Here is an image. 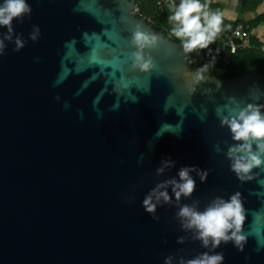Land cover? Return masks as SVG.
I'll return each mask as SVG.
<instances>
[{
    "label": "water",
    "instance_id": "obj_1",
    "mask_svg": "<svg viewBox=\"0 0 264 264\" xmlns=\"http://www.w3.org/2000/svg\"><path fill=\"white\" fill-rule=\"evenodd\" d=\"M26 3L11 32L0 25V264H181L203 253L264 264V164L240 179L227 156L240 142L221 126L249 105L264 115V73L190 70L182 43L137 16L133 0ZM137 25L158 41L145 71L129 59ZM184 167L206 178L190 172L194 191L177 200L167 182ZM236 194L242 250L204 247L180 209Z\"/></svg>",
    "mask_w": 264,
    "mask_h": 264
},
{
    "label": "clouds",
    "instance_id": "obj_2",
    "mask_svg": "<svg viewBox=\"0 0 264 264\" xmlns=\"http://www.w3.org/2000/svg\"><path fill=\"white\" fill-rule=\"evenodd\" d=\"M209 2L210 0L204 3L201 0H180L177 5L175 0H172L170 4L172 14L169 16V21L175 25L171 29V35L182 42L186 53L197 49H207L222 31L223 14L219 11H211ZM30 13L31 8L26 0H4V4L0 6V25L8 26L11 32L12 20L22 18L25 14L30 15ZM39 34V27L34 25L30 36L33 42L38 39ZM157 42L155 35L144 32L140 25L136 26L130 40L131 46L135 49L129 57L133 70L145 71L153 66V59L145 54V49L154 48ZM16 44L17 51L24 46L20 39H17ZM2 48L3 44L0 42V49ZM224 125L229 127L233 140L240 142L229 148L227 156L232 161V171L243 179V174L264 164V159L261 158L264 156V115H261L260 106L249 105L239 111L236 116H223L221 126ZM254 143L255 151L253 150ZM158 171H163V169ZM190 172H196L201 181L206 178V173H201L195 167L181 168L178 173L180 182L176 180L167 182L174 186L173 192L177 200L181 195L189 196L194 191L195 180L190 176ZM158 187H164V185L161 184ZM153 195H157L155 190L143 202L145 209L150 213L155 210V205L152 203ZM160 197H163L165 201L169 199L167 192H160L157 199ZM178 215L186 219V228L196 229L197 238L202 241L204 247L209 246V240L213 248L218 247L221 242L227 243L232 240L235 246L242 250L245 237L238 233L243 225L244 215L239 194L233 195L228 201L217 198L203 212L184 206ZM222 262V253L212 255L203 253L186 262L182 260L181 264H222Z\"/></svg>",
    "mask_w": 264,
    "mask_h": 264
},
{
    "label": "trees",
    "instance_id": "obj_3",
    "mask_svg": "<svg viewBox=\"0 0 264 264\" xmlns=\"http://www.w3.org/2000/svg\"><path fill=\"white\" fill-rule=\"evenodd\" d=\"M133 1L138 9L137 16L144 18L153 28L181 42L171 35V29L175 25L169 21V16L172 14L170 3H166L163 10L160 11L156 4L157 0ZM179 2L180 0H175L177 5ZM201 2L204 3L206 0H201ZM238 7L241 12H257L260 7H262V10L257 12L252 19L242 20L240 18L229 17L225 12L223 4L220 2L213 0L209 2V9L211 11H219L223 14L222 31L216 38H227L235 25L243 22L249 26L248 30L251 32L248 46L230 52L227 48L222 49L221 44L214 41L207 49H197L188 53L189 58L187 61L190 70L215 77H232L251 71H261L264 73V52L258 48L262 45V41L252 35V30L264 23V0H238ZM223 58H226V61H223ZM208 66L210 67L205 73L203 69Z\"/></svg>",
    "mask_w": 264,
    "mask_h": 264
},
{
    "label": "built area",
    "instance_id": "obj_4",
    "mask_svg": "<svg viewBox=\"0 0 264 264\" xmlns=\"http://www.w3.org/2000/svg\"><path fill=\"white\" fill-rule=\"evenodd\" d=\"M172 0H157V7L160 11L163 10L166 3L171 4ZM249 26L246 23L239 22L235 25L234 29L232 30L231 34L223 39V38H216L215 41L221 44L222 49H229L230 52L236 51L238 48H244L248 46V39L250 37V31L248 30ZM261 51L264 52V41L262 42V45L258 47ZM223 61H226V58L222 59ZM210 66L205 67L203 71L206 73V71L209 69Z\"/></svg>",
    "mask_w": 264,
    "mask_h": 264
},
{
    "label": "crops",
    "instance_id": "obj_5",
    "mask_svg": "<svg viewBox=\"0 0 264 264\" xmlns=\"http://www.w3.org/2000/svg\"><path fill=\"white\" fill-rule=\"evenodd\" d=\"M213 1H217L223 4L225 12L231 18H240L242 20H250L253 18L249 16V12H241V10L238 7V0H213ZM252 35L255 36L253 33ZM258 39L263 42V40H261L260 38Z\"/></svg>",
    "mask_w": 264,
    "mask_h": 264
},
{
    "label": "rangeland",
    "instance_id": "obj_6",
    "mask_svg": "<svg viewBox=\"0 0 264 264\" xmlns=\"http://www.w3.org/2000/svg\"><path fill=\"white\" fill-rule=\"evenodd\" d=\"M136 8H137V6H136ZM137 10H138V9H137ZM137 10H136V13H137ZM261 10H262V7H260V8L258 9L257 12H260ZM257 12H250V13H249V16H250V17H254V16L257 14ZM252 33H253L255 36H257L258 38H260L261 40L264 41V23L258 25L256 28H254V29L252 30Z\"/></svg>",
    "mask_w": 264,
    "mask_h": 264
}]
</instances>
